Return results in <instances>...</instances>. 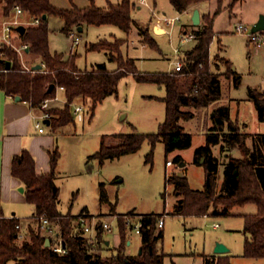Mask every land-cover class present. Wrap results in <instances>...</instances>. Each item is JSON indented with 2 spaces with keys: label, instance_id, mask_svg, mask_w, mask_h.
<instances>
[{
  "label": "trees",
  "instance_id": "trees-1",
  "mask_svg": "<svg viewBox=\"0 0 264 264\" xmlns=\"http://www.w3.org/2000/svg\"><path fill=\"white\" fill-rule=\"evenodd\" d=\"M1 1V0H0ZM155 1V0H154ZM210 0H170L178 13H183L193 6H198ZM243 0H231L229 8L233 10L237 3ZM3 16L8 18L11 11L20 7L25 15L32 19H40L38 25H29L19 37L23 44L28 45L25 54L39 59L32 62V68L41 64L43 67L36 71H27L21 64L17 50L8 44H0V88L9 96H19L22 101L29 102L32 107L39 108L46 99H53L57 88H64L66 104L63 109L52 108L50 127L58 130L76 120L71 105L77 99L91 102L92 120L98 105L107 97L118 95L120 82L129 77L143 83H154L166 88V96L162 101L166 105V116L155 133L106 134L101 137L100 149L90 156L98 159L101 165L107 160L120 158L136 153L148 140L151 151L147 161H152L154 151L159 141L165 143L166 157L176 150H185L192 145V134L185 131L182 120L194 117L193 112L184 111L183 107H208L222 97L221 76L211 70V45L215 38L214 24L218 14L223 9V1L213 14H205L196 29L192 31L195 47L185 52V65L180 71L145 73L138 69L135 59L125 57L121 51V40H107L91 43L89 50L106 51L109 61L115 62L117 68L110 71L106 63H99L92 69H80L76 63V54L66 57L65 53L52 52L50 48L49 17H61L65 25L63 32L68 34L76 28L86 25L103 26L116 25L130 34L134 26L138 27L145 43L158 49V44L150 33L149 23L146 29L138 26L133 12L135 2L122 0L119 4L109 2L108 8H102L91 0L85 8L74 6L70 9L55 7L52 0H2ZM156 5V2H155ZM47 15V19L43 17ZM11 62V69L6 70V62ZM229 64V62H227ZM202 65V67H200ZM231 78L232 66L224 74ZM234 77V76H233ZM235 84L239 82L234 77ZM54 88L50 91V87ZM258 119L264 122V92L251 91ZM213 125L206 134V144L196 150L195 162L206 167V178L202 189H194L186 176L175 173L166 177V183L174 186L175 194L180 199L175 207V215L185 217L206 216L211 207L215 214L222 208L221 213L227 215L236 206L255 204L257 212L244 216V252L243 256L251 259L264 260V134H249L241 131L237 122L231 119L228 106H219L213 110ZM252 139V145L247 143ZM221 145L227 151L238 150L241 157L231 156L225 165L224 186L222 192L217 190V172L219 159L213 154L212 147ZM60 152L55 149L50 153L52 170L48 174H38L33 156L27 149L15 156L12 161V175L25 186L27 202L34 206V224L28 234L19 244V234L22 233L17 225L20 220L16 217L4 218L0 201V264H165L168 256L158 248L163 239V230L158 231V218L165 213H136L130 211L119 214V245L115 251L107 246V239L102 232L97 234L95 242L82 235L78 230L79 215L63 214L59 209L60 188L55 182L56 169ZM169 161V160H167ZM203 161V162H202ZM181 155L175 157L173 163H181ZM202 162V163H201ZM100 202L108 203L109 196L104 183L100 184ZM115 210V206H112ZM141 217L142 227L140 249L131 254L128 252L129 233L125 227L127 216ZM40 216L49 219L52 225L59 227V236L65 248L64 253L54 250L55 241L47 247V237L40 231ZM107 252V253H106ZM204 264H233L230 255H203Z\"/></svg>",
  "mask_w": 264,
  "mask_h": 264
},
{
  "label": "rangeland",
  "instance_id": "rangeland-1",
  "mask_svg": "<svg viewBox=\"0 0 264 264\" xmlns=\"http://www.w3.org/2000/svg\"><path fill=\"white\" fill-rule=\"evenodd\" d=\"M1 1V38L7 21L19 20L25 27L31 25L28 24L32 20L31 16L26 14L18 17L15 9L8 18H4V3ZM219 1L210 0L202 7V11L213 14ZM221 1H223V9L215 19V38L210 53L211 70L221 76L222 97L212 103V111L208 110L209 106L199 109L183 107L184 111L195 114L193 118L181 121L185 131L193 136L192 145L188 149L176 150L166 157L165 143L161 140L156 145L153 160L147 161L151 144L146 140L136 153L107 160L104 165H101L98 159H90V156L100 149L103 135L132 133L135 130L140 133H155L158 131L159 123L164 121L165 104L150 98V96H163L166 93L164 87L154 83L139 82L133 76L120 82L117 96H109L98 105L92 120L90 119L91 102L77 99L75 103L83 102L89 108L85 121H76L60 129L63 132L77 134L76 139L60 138L62 154L56 171L57 184L61 190L60 211L63 214L70 212L72 215L83 212L91 215L101 214L104 217L118 216L131 210L136 213L165 212L164 236L158 244L160 251L168 253L165 264H200L199 254L211 253L216 247L213 243L218 242L230 249L229 254L233 264H264L263 259L243 256L246 236L244 216L257 212L255 204L236 206L227 215L221 213L222 208L218 210V214H215L214 207L210 208V214L206 216L175 215L173 213L180 196L175 194L173 185L166 183V177L175 173L186 176L192 188H203L206 167L195 162V154L199 147L207 143L206 134L213 125L211 119L215 108L228 106L231 119L239 124L241 131L249 134H264V122L258 119L251 95V91L264 92V47L259 50L251 49L248 34L237 31L240 25L252 29L254 17L264 14H258L264 10V0H243L237 3L233 10L229 8L231 0ZM94 2L97 6L107 7V0H94ZM155 2L156 7L154 0H147V4L139 12L134 13V17L145 24H150V33L156 40L158 49L150 46L146 49L142 47L134 49L136 45L146 44L144 38L137 37L132 32L127 34L116 25L85 24L82 31L75 29L81 38L80 44L74 48L78 67L91 69L99 63H106L108 69L117 67L115 62L109 61L106 51L89 50L91 43L103 40L110 42L121 40L123 55L136 58L140 71L165 72L174 67L173 61L176 59L181 58L184 62L185 52L195 45L194 39L189 37L195 25H191L186 14L179 15L170 0H155ZM52 3L55 7L63 9H70L73 5L85 8L90 6L91 0H52ZM156 14L162 16V21L158 22ZM176 16H180V20L172 22L170 19ZM145 24L142 26L143 29H146ZM64 25L65 22L61 17L56 15L49 17V26L52 30L50 48L69 57L73 51V38L62 31ZM12 43L20 49V52H17L24 69H31L30 64L37 59L25 54L22 49L25 44L21 42L18 34L13 36ZM229 65L232 66V75L239 78L237 85L233 76L231 78L224 76L229 71ZM55 95L58 96V100L51 102L50 105L53 108L63 109L66 104L64 91L56 90ZM247 143L251 146L252 139L248 138ZM212 151L220 162L217 190L221 193L225 180V165L229 163L231 156L240 158L241 153L238 150L221 149V145L213 146ZM178 155L182 156L183 162L167 166V160L174 162ZM101 183H104L108 192V203L100 202ZM112 205H116L117 212L113 208L110 209ZM28 206L31 208L30 205ZM101 212L106 214L103 215ZM33 227L37 228V225L34 224ZM25 233L22 232L24 236ZM119 235L117 226H114L113 232L104 234L107 241H110L111 252L119 245ZM128 237L132 242L128 252L134 254L140 248V237L135 233H129ZM21 240L18 241L19 244L22 243Z\"/></svg>",
  "mask_w": 264,
  "mask_h": 264
},
{
  "label": "crops",
  "instance_id": "crops-1",
  "mask_svg": "<svg viewBox=\"0 0 264 264\" xmlns=\"http://www.w3.org/2000/svg\"><path fill=\"white\" fill-rule=\"evenodd\" d=\"M121 1L122 0H117L115 2L112 0H107V7H102V8H108L109 2L116 5V4L121 3ZM133 1L136 4V9L133 12V16H134V13L139 12V10L142 9L144 4H140V0H133ZM146 4H147V0H146ZM154 5H155V1H154ZM204 5H205V3H202L198 6H193V7L189 8L188 10H186L185 12L179 13V15L186 14L190 20L191 25H192L193 24L192 16H193V12L195 9L198 8L200 10L201 21H202L203 15L211 14V13H208L207 11L206 12L202 11V7H204ZM155 7H156V5H155ZM261 13H264V10L260 11L258 14H261ZM258 16L259 15H256V17H254V19L252 20V24H255L258 21V19H259ZM161 18H162V16H160L159 14H156V19L158 20V22L162 21ZM134 19L136 20L138 26H140V27H142L145 24V23L139 21L138 19H136L135 17H134ZM145 25H147V24H145ZM195 29H196V27H194L192 31H194ZM134 30L136 32H134ZM154 32H155V30H154ZM186 32L187 31H185L184 33L186 34ZM132 34H135V36H137V37H141L140 30L136 26L133 27ZM195 45H196V41H195ZM195 45H194V47H195ZM147 46L148 45L141 43L140 45H136L134 47V49L138 48V47H142L143 49H146ZM72 50H73L72 51V55H73L75 53H74V49H72ZM51 51L52 52H58V51H53L52 49H51ZM187 51H189V50H187ZM132 58L135 59V61L137 60L134 57H132ZM34 63L35 64L39 63V60L38 59L34 60ZM116 68L109 69V70L113 71ZM87 70H90V69H87ZM171 70H168L165 72H169ZM141 72L155 73V72H148V71H141ZM161 87H164V86H161ZM164 89L166 90L165 87H164ZM165 96H166V93L161 97L150 96V98L157 99V100H159L165 104V102L162 101V98H164ZM212 107H213V104H211L209 106L208 110L212 111ZM214 108H215V106H214ZM197 109H199V108H197ZM40 114H41L40 110L32 107V105L29 102L22 101V100L17 101L16 98L7 95L0 88V201H1V207H2V214H3L4 218L16 217L17 219H19L20 225H21L20 230H21V232H26V233H28L29 227L31 225H34V219H33L34 206L33 205L31 206V204L27 202V199L25 196V190H24V192L20 191L21 187H24V189H25V186L22 183V181L12 175L13 158L15 156H17L18 154H20L24 149H27L35 160L37 173L38 174H48L52 170L51 163H50V153L53 152L55 149H58L60 152V158H61L62 153H61V149H60V145H59V143L61 141L60 138L61 137H63V138H65V137L69 138L70 137V138H74V139L77 138V134L74 132H70V133H69V131L63 132V130L60 131L61 128L58 130H53L50 127V121H49V124L47 123V121H45V125H46L45 132L40 133L38 128L36 127V123L39 120L38 117ZM165 116H166V105H165ZM194 116H195V114H194ZM74 123H76V121ZM160 124L161 123H159V125ZM68 125H66V126H68ZM158 128H159V126H158ZM57 131H59L60 133ZM59 161H60V159H59ZM58 164H59V162H58ZM56 171H58V170L56 169ZM57 177L58 176H57V172H56V178H55L56 184H57ZM57 186H58V184H57ZM60 195H61V190H60ZM28 205H30L31 208H29ZM112 206H115V210H116V205H112ZM112 206L110 207V209L112 208ZM131 211H134V210H131ZM116 212H117V210H116ZM101 213H103V212H101ZM30 214H31V216H30ZM104 214H106V213H103V215ZM1 218L2 217H0V220H1ZM54 227L59 231V227L57 225H54ZM163 232H164V228H163ZM26 233H25V235H26ZM53 240L55 242H57V239H53ZM119 242H120V239H119ZM131 244H132V242L129 240V245H131ZM215 245H216V243H213L214 247H215ZM131 254H133V253H131ZM166 254H168V253H166ZM213 254H216V253H214V251H211V253H205L204 252V253L199 254L201 257V263L200 264H204L203 255H213ZM220 255H230V254L228 252L226 254H220Z\"/></svg>",
  "mask_w": 264,
  "mask_h": 264
},
{
  "label": "built area",
  "instance_id": "built-area-1",
  "mask_svg": "<svg viewBox=\"0 0 264 264\" xmlns=\"http://www.w3.org/2000/svg\"><path fill=\"white\" fill-rule=\"evenodd\" d=\"M140 4H146V0H140ZM16 14L18 17L24 16L25 12L20 8L16 7ZM172 22H175L177 20H180V17L177 16L175 18L170 19ZM40 23V19H32L28 24L31 25H38ZM18 26H21V22L19 20H11L7 21L4 26V33L3 37H0V44H8L9 46L14 47L18 52H20V49L15 47L12 43L13 36L18 34L19 32L17 31ZM237 31L241 34H248L249 38V45L251 49L253 50H259L264 47V33L263 32H252V29L249 30L246 26L240 25L237 28ZM70 35L72 36V46L73 49L77 47L80 44L81 38L79 37L78 33L76 30L71 31ZM192 39H194L193 34L191 33L189 35ZM22 49L28 50V45H23ZM174 67L172 68L171 71H180L184 65L185 62L181 60V58L176 59L174 62ZM202 67V65H200ZM27 71H36L33 70L32 68L26 69ZM57 90L64 91V88H57ZM58 100V96H55L53 99H46L44 100L40 106L39 110L41 114L38 117V121L36 123V127L38 128L40 133L45 132L46 125L45 121L50 120L51 115L49 113V110L52 109L53 107L50 105L51 102ZM72 107V113L74 115V118L76 121H85L86 115L89 112V108L86 107V105L82 103H74L71 105ZM173 162L171 160L167 161V166H172ZM40 221V231L42 235L46 236L47 238H50V240L57 239V242L55 243L54 250L59 253H64L65 248L63 247L62 244V238L58 234V230L52 225L49 221V219L45 216H40L39 218ZM114 226L120 227V222L119 218L117 215H112L109 217H104L102 215H91L89 213H85L82 216H80L78 220V230L79 232L90 238L92 242H95L97 234L102 232L103 234L105 233H111L114 231ZM165 226V216L162 215L161 217L158 218L157 221V229L158 231L163 230ZM125 227L128 229V233H135L139 237L141 236V227H142V221L141 217L137 215H131L127 216L125 220ZM18 229H21V225H17ZM19 239H24V235L22 233L19 234Z\"/></svg>",
  "mask_w": 264,
  "mask_h": 264
},
{
  "label": "water",
  "instance_id": "water-1",
  "mask_svg": "<svg viewBox=\"0 0 264 264\" xmlns=\"http://www.w3.org/2000/svg\"><path fill=\"white\" fill-rule=\"evenodd\" d=\"M43 19H47V15H45L43 17ZM192 22H193V25H195V26H198L201 23V14H200V10L198 8L195 9L194 12H193ZM82 30H83L82 27L78 28V31H82ZM17 31L21 35H23L25 33V31H26V27L23 26V25L18 26ZM252 32H263L264 33V14L260 15L258 21L253 25ZM42 67L43 66L41 64H39V65L34 66L32 69L33 70H40V69H42ZM9 69H11V62L10 61H7L6 62V70H9ZM53 88H54V86L52 85L50 87V91ZM16 100L17 101H20L21 98L19 96H17L16 97ZM47 123L49 124V120H47ZM24 190H25L24 187H21L20 188V191L21 192H24ZM106 244H107V246L110 245V241H107ZM45 245L47 247H49L51 245L50 238H47L46 239V244ZM140 252H141V249H140ZM228 252H230V249L226 245H224L222 243H219V242L216 244L214 253H216V254H226Z\"/></svg>",
  "mask_w": 264,
  "mask_h": 264
}]
</instances>
